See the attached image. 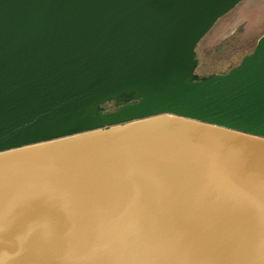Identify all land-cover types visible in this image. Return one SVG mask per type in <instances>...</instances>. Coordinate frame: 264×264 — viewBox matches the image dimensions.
I'll list each match as a JSON object with an SVG mask.
<instances>
[{
	"label": "water",
	"instance_id": "water-1",
	"mask_svg": "<svg viewBox=\"0 0 264 264\" xmlns=\"http://www.w3.org/2000/svg\"><path fill=\"white\" fill-rule=\"evenodd\" d=\"M240 1L0 0V264H264V31L195 72Z\"/></svg>",
	"mask_w": 264,
	"mask_h": 264
},
{
	"label": "rangeland",
	"instance_id": "rangeland-1",
	"mask_svg": "<svg viewBox=\"0 0 264 264\" xmlns=\"http://www.w3.org/2000/svg\"><path fill=\"white\" fill-rule=\"evenodd\" d=\"M264 31V0H242L220 17L196 45V73L227 71L249 53ZM106 110L114 108L112 103Z\"/></svg>",
	"mask_w": 264,
	"mask_h": 264
},
{
	"label": "trees",
	"instance_id": "trees-1",
	"mask_svg": "<svg viewBox=\"0 0 264 264\" xmlns=\"http://www.w3.org/2000/svg\"><path fill=\"white\" fill-rule=\"evenodd\" d=\"M108 103H111V102H108ZM108 103H106V104H108ZM106 104L104 105V107L106 106ZM106 109V108H105Z\"/></svg>",
	"mask_w": 264,
	"mask_h": 264
},
{
	"label": "flooded vegetation",
	"instance_id": "flooded-vegetation-1",
	"mask_svg": "<svg viewBox=\"0 0 264 264\" xmlns=\"http://www.w3.org/2000/svg\"><path fill=\"white\" fill-rule=\"evenodd\" d=\"M114 106V105H113ZM115 109V107L113 108V109H111V110H114ZM108 111H110V110H108Z\"/></svg>",
	"mask_w": 264,
	"mask_h": 264
}]
</instances>
